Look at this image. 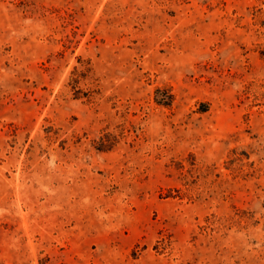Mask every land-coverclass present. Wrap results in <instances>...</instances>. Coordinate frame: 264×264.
<instances>
[{
  "label": "rangeland",
  "instance_id": "374dc122",
  "mask_svg": "<svg viewBox=\"0 0 264 264\" xmlns=\"http://www.w3.org/2000/svg\"><path fill=\"white\" fill-rule=\"evenodd\" d=\"M0 264H264V0H0Z\"/></svg>",
  "mask_w": 264,
  "mask_h": 264
},
{
  "label": "trees",
  "instance_id": "16d2710c",
  "mask_svg": "<svg viewBox=\"0 0 264 264\" xmlns=\"http://www.w3.org/2000/svg\"><path fill=\"white\" fill-rule=\"evenodd\" d=\"M170 99H171V95H167L166 99H159V102H161L163 104H168Z\"/></svg>",
  "mask_w": 264,
  "mask_h": 264
}]
</instances>
